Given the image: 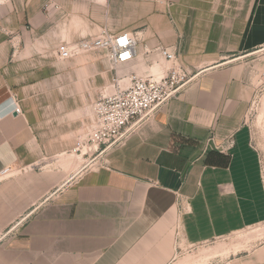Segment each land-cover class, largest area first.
I'll list each match as a JSON object with an SVG mask.
<instances>
[{"label":"crops","instance_id":"obj_1","mask_svg":"<svg viewBox=\"0 0 264 264\" xmlns=\"http://www.w3.org/2000/svg\"><path fill=\"white\" fill-rule=\"evenodd\" d=\"M105 31L136 35L137 56L58 57ZM160 46L192 80L87 157L94 104L156 72ZM263 73L264 0H0V264H181L263 223L264 133L248 123ZM200 261L264 264V245Z\"/></svg>","mask_w":264,"mask_h":264},{"label":"built area","instance_id":"obj_2","mask_svg":"<svg viewBox=\"0 0 264 264\" xmlns=\"http://www.w3.org/2000/svg\"><path fill=\"white\" fill-rule=\"evenodd\" d=\"M95 49L107 50L111 63L117 66L137 56L138 38L128 32L105 31L93 38L62 43L57 55L60 59H68ZM156 51L166 62L156 65V72L149 76L134 74L126 86L119 85L114 92L96 101L94 121L78 141L79 148L104 153L121 145L136 125L176 97L192 80L190 69L181 63L174 50L160 46ZM11 105L12 112L22 113L18 102L13 100Z\"/></svg>","mask_w":264,"mask_h":264},{"label":"rangeland","instance_id":"obj_3","mask_svg":"<svg viewBox=\"0 0 264 264\" xmlns=\"http://www.w3.org/2000/svg\"><path fill=\"white\" fill-rule=\"evenodd\" d=\"M159 65H164V61H159ZM158 65V64H157ZM94 110V107H93ZM248 123L253 129V133L255 134V138L258 140V136H262L264 133V73L262 75V79L260 78L257 81V89L252 96L249 112H248ZM84 152L86 148H81ZM81 153V151L74 152ZM100 152L94 151V149L87 153V157L92 155L93 158H98L103 156L100 155ZM76 157V156H74ZM264 157V153H263ZM91 159V160H92ZM259 245H264V222L252 226L250 228H246L240 232L234 233L230 236L219 238L213 240L211 242H207L201 246L187 248L184 251L180 252L177 257V262L179 261L181 264H191V263H202L200 259H210L215 254L219 255V252H226L229 248L234 247L238 249L248 248L252 249Z\"/></svg>","mask_w":264,"mask_h":264}]
</instances>
